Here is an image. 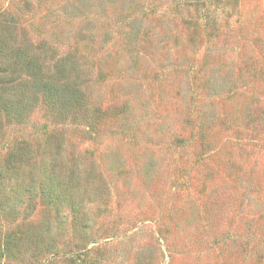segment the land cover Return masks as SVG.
<instances>
[{"label": "rangeland", "instance_id": "374dc122", "mask_svg": "<svg viewBox=\"0 0 264 264\" xmlns=\"http://www.w3.org/2000/svg\"><path fill=\"white\" fill-rule=\"evenodd\" d=\"M0 264H264V0H0Z\"/></svg>", "mask_w": 264, "mask_h": 264}]
</instances>
